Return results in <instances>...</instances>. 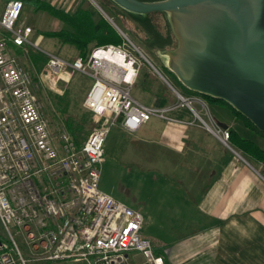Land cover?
<instances>
[{
  "label": "built area",
  "instance_id": "obj_1",
  "mask_svg": "<svg viewBox=\"0 0 264 264\" xmlns=\"http://www.w3.org/2000/svg\"><path fill=\"white\" fill-rule=\"evenodd\" d=\"M25 6L24 0H0V264H29L18 237L36 260L167 264L142 235L144 215L100 188L105 144L118 121L136 132L151 116L179 121L171 113L186 106L197 116L195 100L177 94L180 102L167 107L138 100L133 89L142 63L131 48L142 50L124 32V44L95 47L72 61L43 50L33 28L21 22ZM12 45L45 52L51 75L73 69L93 78L84 106L99 125L82 149L68 133L58 146L34 75ZM204 125L230 145L229 128ZM254 169L264 180V163Z\"/></svg>",
  "mask_w": 264,
  "mask_h": 264
},
{
  "label": "rangeland",
  "instance_id": "obj_2",
  "mask_svg": "<svg viewBox=\"0 0 264 264\" xmlns=\"http://www.w3.org/2000/svg\"><path fill=\"white\" fill-rule=\"evenodd\" d=\"M32 2L26 4L21 22L33 28V40L41 39L43 50L70 61L82 56L81 50L77 47L65 44L57 37L50 35L68 27L39 4L44 2L42 4L53 5L71 14L84 7L89 9L98 20L99 15L104 16V14L93 0H32ZM95 2L114 19L119 28L128 34L162 74L181 92L183 83L171 66L181 48L177 33L174 31V45L161 57L157 52L150 50L134 33L136 24L132 12L123 9L113 0H95ZM154 18L163 26L164 15L158 13L154 15ZM169 19L171 20L170 16ZM116 30L121 43L124 44L126 38L118 28ZM12 49L19 55L22 64L34 75L35 92L50 122L58 146L61 147L65 143L62 136L68 133L77 149H82L89 134L99 125L95 117L84 107L85 98L94 82L93 78L73 69H68L61 76L51 75L45 71V66L39 70L38 66L33 64L35 58L43 55L48 59L45 52L33 46L28 48V46L12 45ZM131 50L142 63L133 89L134 96L148 106L158 99L172 104L180 102L177 93L137 49L132 47ZM190 96L192 97L189 98L195 100L194 108L211 126L216 127L219 121L226 122L229 128L237 129L242 135L251 137L264 146V138L259 137L228 103L223 100L211 101L194 94ZM186 108L189 109L190 116L196 119V123L204 128L205 136L200 133L201 141L197 142L196 150H193L195 146L190 142L189 152L187 151L185 156L175 151H167L163 138L156 136L181 126L178 123L160 119L158 116H151L150 120L137 132L127 130L122 122L118 121L112 126L105 144V162L102 165L100 188L144 215L142 235L150 239L154 245L157 241H165L167 238L188 233L202 224L200 221H190L193 218L207 219L205 214L197 211L194 203H199L202 196L210 192L208 188L212 189L216 184L210 183L206 174L211 166L216 167L220 173V177L217 175V178H221L225 168L230 166L231 159L243 161L236 155V158H233L232 149L209 131L188 106ZM241 155L248 159L242 153ZM191 158H194V162ZM249 161L260 168V163ZM189 166L194 168L188 169ZM187 219L190 220L187 221ZM207 221L210 223L209 218ZM2 230L0 223V231ZM18 240L25 256L29 259V264H86L85 262L76 263L74 259L36 260L25 241L20 237ZM161 252L165 254L163 248ZM134 253L131 252L132 257Z\"/></svg>",
  "mask_w": 264,
  "mask_h": 264
},
{
  "label": "water",
  "instance_id": "obj_3",
  "mask_svg": "<svg viewBox=\"0 0 264 264\" xmlns=\"http://www.w3.org/2000/svg\"><path fill=\"white\" fill-rule=\"evenodd\" d=\"M113 1L134 14L167 12L181 41L171 66L182 83L225 101L264 132V0ZM139 53L183 96L143 52ZM218 125L229 128L226 122ZM228 147L246 161L231 144Z\"/></svg>",
  "mask_w": 264,
  "mask_h": 264
},
{
  "label": "crops",
  "instance_id": "obj_4",
  "mask_svg": "<svg viewBox=\"0 0 264 264\" xmlns=\"http://www.w3.org/2000/svg\"><path fill=\"white\" fill-rule=\"evenodd\" d=\"M171 104L158 99L151 106L167 107ZM188 110L183 107L171 113L179 120L172 122L181 127L156 135L163 138L167 151L183 156L189 152L190 142L196 150L197 142L201 141L200 133L205 132ZM231 151L236 158L238 155ZM233 160L221 178L216 167L211 166L206 174L210 183L216 184L212 189L208 188L210 192L205 193L199 203H194L197 211L205 214L210 223L207 219H187L202 224L188 233L153 244L156 252H161L162 248L165 250L163 256L167 264H264V180L255 171L257 166L248 159ZM192 168L194 166L188 167Z\"/></svg>",
  "mask_w": 264,
  "mask_h": 264
},
{
  "label": "trees",
  "instance_id": "obj_5",
  "mask_svg": "<svg viewBox=\"0 0 264 264\" xmlns=\"http://www.w3.org/2000/svg\"><path fill=\"white\" fill-rule=\"evenodd\" d=\"M45 1V0H44ZM147 2H156L161 0H142ZM25 4L33 3L32 0H24ZM44 3V2H42ZM39 4L48 11L51 15L64 22L68 29L51 33V36L57 37L65 44L73 45L82 52V56L88 57L91 50L95 47L105 46L108 44L121 45V38L114 25L101 14L97 20L92 12L84 7L79 8L74 14H71L64 9L56 8L50 4ZM162 14L165 17L164 24L161 26L154 18L155 14ZM135 34L146 44V46L157 52L161 57L162 54L171 48L175 43V34L171 20L167 12H153L149 14H134ZM30 46H28L29 48ZM164 58V56H163ZM48 59L45 55L40 58H35L33 64L42 70ZM182 84V83H181ZM182 94L186 97H192L194 94L200 97L207 98L211 101L219 99L208 95L193 91L182 84ZM229 105V104H228ZM259 136L264 138V132L256 127V125L247 117L235 110L229 105ZM230 143L232 146L240 151L249 160L264 163V146L251 137L242 135L237 129L229 128ZM158 254H163L157 251Z\"/></svg>",
  "mask_w": 264,
  "mask_h": 264
},
{
  "label": "bare ground",
  "instance_id": "obj_6",
  "mask_svg": "<svg viewBox=\"0 0 264 264\" xmlns=\"http://www.w3.org/2000/svg\"><path fill=\"white\" fill-rule=\"evenodd\" d=\"M109 55V54H108ZM110 56V55H109Z\"/></svg>",
  "mask_w": 264,
  "mask_h": 264
}]
</instances>
